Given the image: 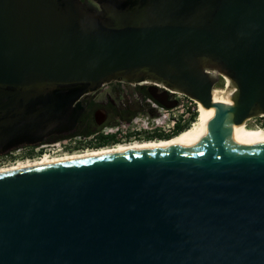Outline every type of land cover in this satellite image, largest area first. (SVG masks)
Here are the masks:
<instances>
[{
  "label": "water",
  "instance_id": "1",
  "mask_svg": "<svg viewBox=\"0 0 264 264\" xmlns=\"http://www.w3.org/2000/svg\"><path fill=\"white\" fill-rule=\"evenodd\" d=\"M113 82L217 108L216 135L0 171V264H264V136L221 138L264 116V0H0V156Z\"/></svg>",
  "mask_w": 264,
  "mask_h": 264
},
{
  "label": "flooded vegetation",
  "instance_id": "2",
  "mask_svg": "<svg viewBox=\"0 0 264 264\" xmlns=\"http://www.w3.org/2000/svg\"><path fill=\"white\" fill-rule=\"evenodd\" d=\"M221 82L224 85L223 78ZM187 97L157 83L106 84L81 98L84 109L73 132L52 135L38 144L15 148L0 156V165L17 161L30 162L27 165H31L116 149L168 144L167 142L190 129L195 122L196 114H190L185 100ZM197 106L201 105L198 103ZM257 125L264 126V119H255L251 124H246L248 128ZM78 136L86 137V140L74 141ZM65 139L72 140L63 149L52 151L54 158L42 159L44 149L38 150L39 145ZM78 155L83 156L72 157Z\"/></svg>",
  "mask_w": 264,
  "mask_h": 264
},
{
  "label": "bare ground",
  "instance_id": "3",
  "mask_svg": "<svg viewBox=\"0 0 264 264\" xmlns=\"http://www.w3.org/2000/svg\"><path fill=\"white\" fill-rule=\"evenodd\" d=\"M223 93L224 90H221L215 94V97L218 98ZM216 111L217 108L207 109L203 106H200L199 115L196 118V122H194L192 127L190 129H187L179 136L174 138L172 141L167 143H182L190 140H202V139L214 138V136L216 135L214 131V119H215ZM252 128L253 127L248 128L245 122L240 123L237 122L233 117H227L223 121L221 126V138L254 137L257 135L264 136V129H260V128L252 129ZM118 147H120V145ZM27 164H30V162L29 163L20 162L16 165H11V167L7 166L4 168H0V171L23 167L26 166Z\"/></svg>",
  "mask_w": 264,
  "mask_h": 264
},
{
  "label": "built area",
  "instance_id": "4",
  "mask_svg": "<svg viewBox=\"0 0 264 264\" xmlns=\"http://www.w3.org/2000/svg\"><path fill=\"white\" fill-rule=\"evenodd\" d=\"M185 100H186V102L188 104V108L190 110V114H192V113L194 115L196 114V118H197L198 115H199V112H200V107L197 106L198 103L196 102V100H194L192 98H189V97H187ZM255 119L256 120H263L264 119V116L253 118L250 121H254ZM253 128L264 129V126L263 125H257V126H255ZM70 140H72V139H65V140H61V141H57V142H53V143H43V144L39 145L37 147V149L38 150L40 148L41 149H44V154H43L42 159H47V158L51 159V158H54L53 155L51 154L52 151L57 150V149H60V150L63 149L65 147V144L68 143V142H70ZM73 140L74 141H85L86 140V137L78 136V137H75ZM18 162L19 161L13 162V163L14 164H17Z\"/></svg>",
  "mask_w": 264,
  "mask_h": 264
},
{
  "label": "rangeland",
  "instance_id": "5",
  "mask_svg": "<svg viewBox=\"0 0 264 264\" xmlns=\"http://www.w3.org/2000/svg\"><path fill=\"white\" fill-rule=\"evenodd\" d=\"M224 86L225 85H223V83L222 82H220L218 85H217V88H224ZM198 121V120H197ZM195 122H196V119H195ZM249 123L251 124L252 123V121H249ZM14 163L13 162H11V163H9V162H7V163H2L1 165H0V168H4V167H11V165H13ZM15 165V164H14Z\"/></svg>",
  "mask_w": 264,
  "mask_h": 264
}]
</instances>
